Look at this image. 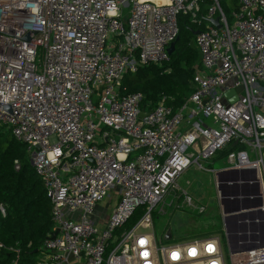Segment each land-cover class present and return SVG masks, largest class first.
I'll return each mask as SVG.
<instances>
[{
  "label": "built area",
  "instance_id": "obj_1",
  "mask_svg": "<svg viewBox=\"0 0 264 264\" xmlns=\"http://www.w3.org/2000/svg\"><path fill=\"white\" fill-rule=\"evenodd\" d=\"M200 1L0 0V125L26 146L54 224L31 262L0 242L10 264H227L220 236L158 246L147 231L191 166L204 170L201 161L231 146L241 147L229 156L235 168L263 165L264 0H238L231 17L209 0L195 39L202 70L179 109L162 101L146 112L142 93H120L126 74L170 60L178 16L198 23ZM238 88L231 104L225 94ZM112 191L109 217L99 203ZM139 208L137 225L117 234ZM230 264H264V248L231 253Z\"/></svg>",
  "mask_w": 264,
  "mask_h": 264
},
{
  "label": "trees",
  "instance_id": "obj_2",
  "mask_svg": "<svg viewBox=\"0 0 264 264\" xmlns=\"http://www.w3.org/2000/svg\"><path fill=\"white\" fill-rule=\"evenodd\" d=\"M220 1L226 13H230L231 8H238V0ZM200 2L198 23H194L189 15L178 16L180 33L176 50L168 62L142 67L136 73L123 77L121 95L142 93L141 107L144 111H153L162 101L177 110L195 92L193 80L202 70L199 50L195 45L196 32L203 31L208 25L206 12L209 0ZM239 148L231 146L218 154L220 158H228ZM16 161L20 163L19 171L15 170ZM0 206L5 209V215L0 209V242L6 248H20L24 263L33 261L36 252L54 230L52 207L31 164L26 146L16 140L11 129L5 125H0ZM144 210L137 209L117 234L132 230L143 217ZM12 257L7 249H2L0 264H10Z\"/></svg>",
  "mask_w": 264,
  "mask_h": 264
},
{
  "label": "rangeland",
  "instance_id": "obj_3",
  "mask_svg": "<svg viewBox=\"0 0 264 264\" xmlns=\"http://www.w3.org/2000/svg\"><path fill=\"white\" fill-rule=\"evenodd\" d=\"M129 11L130 9H125V13ZM233 11L231 8V12L227 13V16L231 17ZM261 86L264 88V84ZM261 112L264 113V108L261 109ZM188 113L189 110L184 114L186 118ZM193 121L195 122L196 119ZM230 159L220 158V155L217 154L210 161H201L204 170L193 165L179 178L180 190L167 196L165 204L161 203L157 206L153 228L147 231L155 234L158 246L168 245L188 236H220L226 263L230 264L231 251L228 237L224 232L223 212L215 183V172L223 165L229 166ZM184 192L193 199L192 204L185 201L183 196L179 199V196ZM110 195V198L107 197L99 203V207L106 210L109 217L119 204V194L112 191ZM172 202L173 204H171ZM169 228L173 230L174 239L166 240L164 234Z\"/></svg>",
  "mask_w": 264,
  "mask_h": 264
},
{
  "label": "crops",
  "instance_id": "obj_4",
  "mask_svg": "<svg viewBox=\"0 0 264 264\" xmlns=\"http://www.w3.org/2000/svg\"><path fill=\"white\" fill-rule=\"evenodd\" d=\"M246 149L249 150L248 147ZM249 154L252 161L257 160V154L253 153L251 150H249ZM229 164V166H221V168L215 172L216 189L220 200L221 210L223 212L224 232L228 237V242L230 234L236 235V243L241 249L248 245H259L262 243V235L264 234V217L263 215L258 214L252 215L255 209L253 206H250V204L252 205L259 196H262L264 201V151L263 165L260 169L235 168L231 161ZM225 171H227L228 174L223 177V180H221L220 173ZM232 171L234 172L231 173ZM257 182L259 183L260 193H257L256 190L257 188L255 184ZM221 185L224 187L221 188ZM223 199L231 201L229 204V207L232 208L230 215L235 216V219L232 221L233 229L231 233H229L224 219L226 216V206L223 203ZM248 199L250 200L249 202L247 201Z\"/></svg>",
  "mask_w": 264,
  "mask_h": 264
},
{
  "label": "water",
  "instance_id": "obj_5",
  "mask_svg": "<svg viewBox=\"0 0 264 264\" xmlns=\"http://www.w3.org/2000/svg\"><path fill=\"white\" fill-rule=\"evenodd\" d=\"M209 23L212 24L213 26L217 27V28H221V27H222V25L220 24V18H216V19L210 20ZM0 33H1V32H0ZM199 33H200L199 31L196 32V35H198ZM3 34H4V33H3ZM6 35H7V34H6ZM29 35H30V33H29L26 37H24L23 39H21V40H24V41L30 42V41H31V38L29 37ZM9 36H10V35H9ZM12 37H13V36H12ZM15 38H16V37H15ZM18 39H19V38H18ZM176 46H177V41L173 42V43L170 45V47H169V49H168V53H169L170 56H171V55L174 53V51L176 50ZM241 92H242V88H238V89H235V90H230V91H228V92L225 94V97H226V99L229 100V102H230L231 104H233V103H235V102L238 101V94L241 93ZM4 109L11 111V109H10L9 106H5ZM146 115H148V114L145 113V112H143V113L141 114V118L146 117ZM233 172H234V171H232L231 173H233ZM227 174H228L227 171H225V172H221V173H220L221 180H223V177H224L225 175H227ZM255 186H256V188H257V189H256V190H257V193H260V192H259V183L257 182V183L255 184ZM223 187H224V186L221 185V188H223ZM247 201L249 202L250 200L248 199ZM223 203H224L225 206H226V207H225V208H226V209H225V210H226V212H225L226 216H225L224 219H225V222H226V225H227L228 231H229V233H231V231H232V229H233L232 221L235 219V216L230 215V212H231L232 208L229 207V206H230L229 204L231 203V201L228 200V199H223ZM250 206H253V208L255 209V211L252 213V215H253V214H258V215H263V217H264V210H263V207H264V201H263L262 196H259V198H257V199L253 202L252 205L250 204ZM263 227H264V223H263ZM262 234H263V233H262ZM53 236H54V237L57 236V233H54ZM262 236H263V238H262V243H261V244H259V245H256V244L248 245L247 247L241 249V248L238 247V244L236 243V241H237V239H236L237 236L234 235V234H230V235H229V246H230V251H231V253L235 255V254H239V253H242V252H249V251H254V250H257V249L264 248V234H263ZM165 238H166V240H171V239H172V229H171V228H169V229L167 230Z\"/></svg>",
  "mask_w": 264,
  "mask_h": 264
},
{
  "label": "bare ground",
  "instance_id": "obj_6",
  "mask_svg": "<svg viewBox=\"0 0 264 264\" xmlns=\"http://www.w3.org/2000/svg\"><path fill=\"white\" fill-rule=\"evenodd\" d=\"M146 1V0H143ZM150 1V0H148ZM159 4H167V0H156Z\"/></svg>",
  "mask_w": 264,
  "mask_h": 264
}]
</instances>
